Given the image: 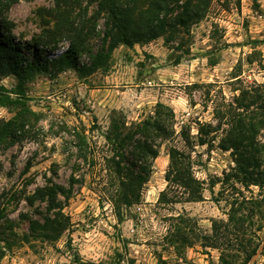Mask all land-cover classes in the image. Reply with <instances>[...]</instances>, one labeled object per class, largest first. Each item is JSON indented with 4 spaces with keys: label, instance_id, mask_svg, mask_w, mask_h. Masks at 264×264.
Instances as JSON below:
<instances>
[{
    "label": "rangeland",
    "instance_id": "rangeland-1",
    "mask_svg": "<svg viewBox=\"0 0 264 264\" xmlns=\"http://www.w3.org/2000/svg\"><path fill=\"white\" fill-rule=\"evenodd\" d=\"M54 3L20 0L14 4L6 14L16 25V38L29 41L39 35L44 19L37 11ZM103 31L102 20L97 35L89 41L93 52L102 46ZM192 33L191 55L179 64L175 59L180 52L160 38L132 48L119 46L108 66L88 78L81 79L74 71L55 79L40 73L27 83L29 105L41 119L30 137L0 149V209L13 231L22 236L31 220L42 221L48 215L47 201L29 204L28 197L51 181L69 189L74 176L78 181L63 208L72 225L55 243L14 245L1 264H72L76 254L93 264H161L160 259L168 264H219L220 250L196 245L179 258L165 246L163 237L168 228L165 217L171 214L185 212L204 232L211 231L212 220L228 219L230 206L219 194V181L234 165L230 151L197 147L194 173L205 184L204 201L160 207L156 202L166 188L169 162L163 146L142 203L127 210L124 220L118 222L111 205L101 199L100 186L93 182L91 168L79 154L73 134L74 128L84 131L91 140L92 153L101 159L106 153L103 134L111 120H143L153 114L158 102L174 109L178 126L192 123L196 134V121H212L213 104L208 102L204 108L205 89L191 85L216 83L229 99L231 73L239 65L245 80L264 83V0H216L208 18L195 25ZM67 46L63 43L48 55L59 56ZM80 61L89 63L86 55ZM0 85L14 89L17 80L2 78ZM12 116L0 106V119ZM258 192L254 188V193ZM59 199L64 197L59 195ZM261 221L264 226V218ZM258 235L260 247L249 264H264V229Z\"/></svg>",
    "mask_w": 264,
    "mask_h": 264
},
{
    "label": "trees",
    "instance_id": "trees-1",
    "mask_svg": "<svg viewBox=\"0 0 264 264\" xmlns=\"http://www.w3.org/2000/svg\"><path fill=\"white\" fill-rule=\"evenodd\" d=\"M19 1L0 0V80L10 76L17 80L14 89L0 85V106L13 113L8 120L0 119V149L30 137L41 119L26 94L27 83L37 74L46 73L55 79L63 72L74 71L79 78H88L108 66L119 46L132 48L160 38L167 47L180 52L175 59L179 64L191 55L192 28L208 18L216 0H55L53 7L38 9L44 24L41 33L29 41L16 38V25L6 14ZM102 20V46L93 52L89 41L97 35ZM63 43L68 46L62 54L48 55ZM82 55L89 63H81ZM242 75V66L235 67L229 99L216 83L191 85L205 89L204 108L208 102L213 104L212 121H196V134L192 123L178 126L174 109L161 102L143 120L128 123L113 118L103 134L106 153L101 159L92 153L85 132L73 129L75 146L91 168L93 182L100 186L101 199L111 205L118 222L124 220L127 210L142 203L163 146L169 162L166 188L156 202L160 207L204 201L205 184L194 173L197 147L230 151L234 165L219 181V194L230 206L228 219L212 220L211 231L204 232L185 212L165 217L168 228L163 242L179 258L200 245L220 250L219 264H249L259 250L258 234L264 229V83L247 81ZM77 181L73 176L69 189L51 181L28 197L29 204L47 201L48 215L42 221L31 220L22 236L13 231L11 221L0 209V264L14 245L33 241L52 244L61 239L72 225L63 208ZM254 188L259 190L257 194ZM73 258L72 264H93L84 262L78 254Z\"/></svg>",
    "mask_w": 264,
    "mask_h": 264
}]
</instances>
